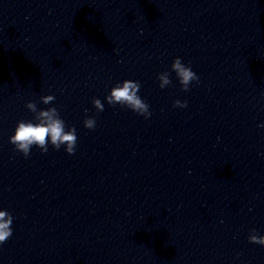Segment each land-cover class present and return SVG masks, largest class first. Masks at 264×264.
<instances>
[{
  "label": "clouds",
  "instance_id": "obj_1",
  "mask_svg": "<svg viewBox=\"0 0 264 264\" xmlns=\"http://www.w3.org/2000/svg\"><path fill=\"white\" fill-rule=\"evenodd\" d=\"M171 72H174L182 91H189L193 82L199 81V76L190 66L182 63L181 58L177 57L171 64ZM159 88L164 89L172 84L170 72L164 71L157 75ZM141 89L139 81L126 79L123 82H117L106 95L105 101L109 106L120 105L143 116L145 119L151 117L149 104L138 94ZM54 95H44L40 101L44 105H49L55 101ZM92 104L97 113L104 111V104L99 98H93ZM187 101L175 100L173 107L186 108ZM25 107L34 114V121L20 120L14 129V134L9 137V143L14 146L16 152L21 153L25 158L31 154L33 146L40 149L42 154L48 152L49 144L53 149L59 150L65 146L64 150L69 155H74L77 145L76 128L72 126L66 128L64 119L56 107L47 109H38L35 101H28ZM87 111V109H85ZM86 129L94 130L96 127V118L86 117L83 121ZM264 127V125H259ZM13 216L7 210H0V245L5 244L13 235L12 224ZM248 241L252 244L264 246V235H259L255 228L249 230Z\"/></svg>",
  "mask_w": 264,
  "mask_h": 264
}]
</instances>
